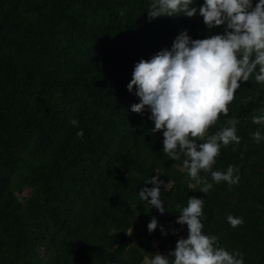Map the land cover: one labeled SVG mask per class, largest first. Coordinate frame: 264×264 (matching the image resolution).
Here are the masks:
<instances>
[{
    "label": "trees",
    "instance_id": "obj_1",
    "mask_svg": "<svg viewBox=\"0 0 264 264\" xmlns=\"http://www.w3.org/2000/svg\"><path fill=\"white\" fill-rule=\"evenodd\" d=\"M148 4L0 0V264H143L187 235L175 219L188 197L204 200L203 231L219 246L243 253L245 264H264V141L251 135L264 132L251 120L264 107V84L250 76L206 133L239 120L240 143L221 146L213 165L238 167L239 182L213 183L202 170L212 189L191 188L183 158L169 159L162 134L150 131L149 113L130 111L139 98L126 85L135 63L170 48L180 31L203 39L208 29L199 16L148 22ZM156 173L168 182L163 214L138 195ZM229 214L243 224L231 227ZM152 217L175 227L149 233Z\"/></svg>",
    "mask_w": 264,
    "mask_h": 264
},
{
    "label": "clouds",
    "instance_id": "obj_2",
    "mask_svg": "<svg viewBox=\"0 0 264 264\" xmlns=\"http://www.w3.org/2000/svg\"><path fill=\"white\" fill-rule=\"evenodd\" d=\"M195 0H149L148 22L159 17H202L208 34L203 39H192L187 30L174 38L170 48L158 51L149 59L135 63L127 91L139 98L130 106L137 114L149 113L153 134H162V152L171 160H181L182 168L194 181L191 188L203 194L213 183L239 182L238 167L229 165L226 171L213 170L221 146L239 144L237 118H229L226 126L206 135L221 113L228 114V105L241 84L254 76L264 84V0H203L197 7ZM220 32H214L221 27ZM252 100V97L248 98ZM252 123L264 126V107L251 117ZM78 126V120L69 121ZM252 139L259 144L264 132L257 129ZM83 137V130L77 132ZM203 140L198 143L197 139ZM210 173V183L201 171ZM160 174L143 182L138 195L149 208L165 212L161 199ZM152 185L148 187L147 185ZM199 186V187H198ZM204 200L188 197L187 205H176L179 215L175 223L186 226L187 236L179 237L167 255L155 253L144 257L145 264H245L240 251L229 252L219 246L218 237L203 231ZM227 222L233 228L243 224V218L229 214ZM152 233L158 227L161 235L168 233L158 225L155 217L146 225ZM132 231V230H131ZM175 234V232H173Z\"/></svg>",
    "mask_w": 264,
    "mask_h": 264
},
{
    "label": "rangeland",
    "instance_id": "obj_3",
    "mask_svg": "<svg viewBox=\"0 0 264 264\" xmlns=\"http://www.w3.org/2000/svg\"><path fill=\"white\" fill-rule=\"evenodd\" d=\"M28 195H29V193H28V191H24L21 195H19V198H20V200H24V199H26L27 197H28ZM179 227H180V231L179 232H181L182 234H184V227L183 226H180V225H178ZM174 227H175V224L174 223H171V222H167V223H165L164 225H163V228L166 230V231H170V230H172V229H174ZM186 236L187 235H183V236H177V239L179 238V237H185L186 238ZM154 245H155V247H156V245H157V242H154ZM143 264H145V261L143 262Z\"/></svg>",
    "mask_w": 264,
    "mask_h": 264
}]
</instances>
